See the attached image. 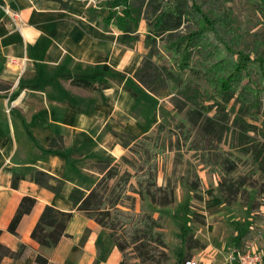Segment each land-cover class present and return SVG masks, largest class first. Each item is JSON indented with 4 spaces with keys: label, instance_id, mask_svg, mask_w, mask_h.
Returning a JSON list of instances; mask_svg holds the SVG:
<instances>
[{
    "label": "crops",
    "instance_id": "crops-1",
    "mask_svg": "<svg viewBox=\"0 0 264 264\" xmlns=\"http://www.w3.org/2000/svg\"><path fill=\"white\" fill-rule=\"evenodd\" d=\"M6 9L19 14L18 27ZM107 18L87 0H0V244L20 255L4 257L0 264H36L38 256L48 264L121 261L108 232L74 210L69 194L93 190L113 165L102 168L103 163L124 158L132 145L153 133L161 110L156 117L114 76L120 68L135 80L140 66H133L127 48L133 46L119 42L117 24V38L105 29L114 26ZM80 80L92 83L88 111L80 107L86 88L74 85ZM58 138L60 150L52 147ZM40 172L58 192L35 183ZM15 174L24 179L13 189ZM26 196L36 203L12 235L8 226ZM46 206L73 212L68 237L56 249L31 239Z\"/></svg>",
    "mask_w": 264,
    "mask_h": 264
},
{
    "label": "trees",
    "instance_id": "trees-1",
    "mask_svg": "<svg viewBox=\"0 0 264 264\" xmlns=\"http://www.w3.org/2000/svg\"><path fill=\"white\" fill-rule=\"evenodd\" d=\"M217 1L112 0L110 4L112 8H122L126 12L116 13L119 15L116 23L121 44L133 46L140 40L133 25L125 21V14L147 23L144 43L148 53L134 79L151 94L168 88L177 100L174 108L179 114L183 113V121L176 124L168 135L169 148L175 152V165L182 162L184 150L199 154L207 174H219L222 197L226 203H232L248 182L245 177L236 175L239 158L220 146L229 130L226 123L230 122V115L237 128V132L232 133L233 140H237L238 145L231 142L229 148L245 155L251 154V163L259 164L264 181V145L261 146L251 136L256 132L264 139V117L261 113L264 103V40L251 49H240L241 36L234 28L231 13L225 10L216 15L213 4ZM248 2L264 19V0ZM113 18L108 17L106 21L109 23ZM184 70H188L192 79L204 80L207 89L193 88L188 80L182 79L180 72ZM74 85L90 88L92 83L80 80L74 81ZM212 111L214 114L210 115ZM163 131L164 126H160L158 132ZM152 134H149L150 138L145 136L139 140H150L142 146V151L129 148L135 158H122L124 166L128 167L125 171L122 172L119 166L109 167L89 193L73 190L69 194L74 210L100 225L114 240L121 254L119 264H165L168 260L159 218L135 209L137 197L140 200L147 197L153 205L159 206L170 205L175 197L174 180L169 179L164 186L157 183L156 161L160 155L165 161L167 157L164 156L165 144L157 140L152 142ZM61 142L60 138L53 139L52 147L57 146L60 150ZM22 179L15 174L11 180L12 188L16 189ZM187 179L188 190L197 197L201 196V179L197 175ZM112 180L110 197L106 198L101 188ZM34 181L53 193L58 192V187L50 185L42 172L35 174ZM260 191L264 194L263 183ZM35 203L34 198L26 196L22 199L8 226L10 234L17 235L19 222L30 213ZM72 217L73 212L65 213L46 206L31 239L41 247L56 249L62 239L68 237L66 231ZM198 243L190 245L189 250L205 248ZM19 256V253H12L0 244V261L4 257L14 259ZM190 257V254L181 253L178 263L185 264ZM48 263L49 260L43 256L36 258V264Z\"/></svg>",
    "mask_w": 264,
    "mask_h": 264
},
{
    "label": "rangeland",
    "instance_id": "rangeland-1",
    "mask_svg": "<svg viewBox=\"0 0 264 264\" xmlns=\"http://www.w3.org/2000/svg\"><path fill=\"white\" fill-rule=\"evenodd\" d=\"M87 1L96 8L101 17H114L112 20L114 26L105 29L112 31L117 38L119 34L116 27V18L126 13L124 9L112 8L110 4L112 0ZM213 5L215 6L216 15L222 14L225 10L230 11L234 20V28L241 36L240 49H251L257 42L264 40V19L248 0H218ZM211 16L214 17L215 13ZM125 21L133 25L134 31L140 37V40L132 48L125 45L132 51L133 66L137 69L143 57L148 53L144 43L147 23L142 19L135 20L133 16L126 14ZM120 70L119 68L114 76L123 80L119 82L121 84L125 83L126 89L130 87L137 98L144 99L150 111L156 113V117L159 116L157 110H161L160 123L156 126L151 137L153 138L152 142L157 140L159 143L165 144L164 156L167 159L166 161L163 160L161 155L158 157V161H156L158 165L156 180L159 186H164L169 179L175 181L174 201L168 206H159L157 204L153 205L147 197L142 200L137 197L135 209L137 212L143 211L155 219L159 218L163 227L161 232L167 244L168 260L165 264H179L178 256L181 253L190 254V260H194L198 264H230L229 257L234 251L249 246L264 256V194L260 191L261 183L264 184V181L260 175L259 164L251 163L253 158L251 154L245 155L229 148L231 142L235 146L238 145V141H234L232 135V133L237 132V128L232 124L233 116H229L230 122L226 123L229 130L225 133L220 146L225 151H231L239 158L240 162L236 175L245 177L248 184L241 188L240 195L235 202L226 203L219 190L221 180L219 174L208 175L207 170L204 169V165L201 163L199 154L195 155L194 152L188 153L184 150L182 162L175 165V152L169 148L170 138L168 135L176 124L183 121V113L179 114L174 108L177 101L174 94L170 89L162 88L152 93L157 99L151 98L149 94H146L145 88L137 84L131 77L126 78ZM180 74L181 78L188 80L193 88L207 89L205 81L192 79L188 70H184ZM105 86L104 84L101 85L102 88H105ZM85 91L86 94L81 100L80 107L82 110L88 111L92 106L91 90L86 88ZM147 97L151 98L148 103ZM186 104H189V102L186 101ZM262 105L261 113L264 117V103ZM213 114L214 111L210 115ZM5 125L8 127L7 123ZM160 126H164L162 133L158 132ZM251 136L255 137L261 146L264 145V139L259 134L254 132L251 133ZM121 140L123 139L121 138ZM149 142L150 140L139 141L136 145H132L130 149L140 152L142 146ZM126 157L130 160L135 158L129 150ZM109 166H119L122 172L128 168L124 166L122 159L115 163L113 161L109 162V159H107V162H104L101 167ZM195 175L202 181V192L201 196L198 197L188 190L187 185V178H192ZM131 181L136 185L135 180L132 179ZM113 184L114 181L112 180L102 186L101 193L106 198L110 197L109 193ZM127 204L129 206L130 203ZM196 242L205 245V248L196 251L189 250L188 247L195 245Z\"/></svg>",
    "mask_w": 264,
    "mask_h": 264
},
{
    "label": "built area",
    "instance_id": "built-area-1",
    "mask_svg": "<svg viewBox=\"0 0 264 264\" xmlns=\"http://www.w3.org/2000/svg\"><path fill=\"white\" fill-rule=\"evenodd\" d=\"M13 21L15 26L19 20V14L4 10ZM18 27V26H17ZM264 256L260 252H256L251 246L234 251L229 257L230 264H263ZM185 264H198L194 260H188Z\"/></svg>",
    "mask_w": 264,
    "mask_h": 264
}]
</instances>
